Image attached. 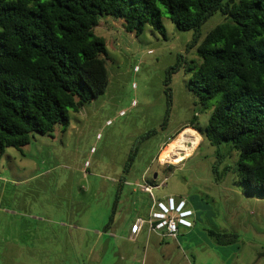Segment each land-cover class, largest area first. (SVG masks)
Returning a JSON list of instances; mask_svg holds the SVG:
<instances>
[{
  "label": "rangeland",
  "instance_id": "obj_1",
  "mask_svg": "<svg viewBox=\"0 0 264 264\" xmlns=\"http://www.w3.org/2000/svg\"><path fill=\"white\" fill-rule=\"evenodd\" d=\"M223 19L213 15L200 32ZM161 22L163 33L147 26L136 35L124 31L119 19L101 17L95 33L106 43L105 92L69 110L65 131L57 125L52 132L34 133L27 145L0 155V264H264V194L248 190L231 171L216 181L211 172L216 147L198 129L186 127L198 142L192 148V135L186 134L189 154L177 151L184 156L180 162L161 158L193 115L204 127L210 113L187 88L186 67L200 61L196 46H189L193 31L177 29L164 13ZM178 62L165 85L167 71ZM166 87L168 121L161 129ZM120 110L125 114L119 116ZM236 159L235 152H225L219 171ZM171 198L193 211L192 226L178 225L175 236L165 226L156 228L164 234L162 242L151 238L143 247L148 228L178 217L158 215L160 203ZM140 220L133 241L129 234ZM222 232L235 233L237 240L218 244L215 234Z\"/></svg>",
  "mask_w": 264,
  "mask_h": 264
},
{
  "label": "trees",
  "instance_id": "obj_2",
  "mask_svg": "<svg viewBox=\"0 0 264 264\" xmlns=\"http://www.w3.org/2000/svg\"><path fill=\"white\" fill-rule=\"evenodd\" d=\"M162 13L177 29L193 31L189 46H196L200 61L186 67L187 88L210 110L204 127L193 115L182 128L198 129L216 147V181L231 171L248 190L264 194V0H0V155L27 145L34 133L57 125L65 131L69 110L105 92L106 43L95 33L101 17L119 19L124 31L138 35L147 26L163 33ZM215 14L224 19L203 35L201 26ZM179 67H170L165 85ZM165 93L161 129L168 121V87ZM225 152L237 159L219 171ZM117 202L118 194L107 226ZM215 237L220 245L237 240L235 233Z\"/></svg>",
  "mask_w": 264,
  "mask_h": 264
},
{
  "label": "built area",
  "instance_id": "obj_3",
  "mask_svg": "<svg viewBox=\"0 0 264 264\" xmlns=\"http://www.w3.org/2000/svg\"><path fill=\"white\" fill-rule=\"evenodd\" d=\"M134 70H137V67H134ZM130 105L133 107L136 105V102L134 100L131 101ZM125 114L124 110H120L118 112L119 116H122ZM111 123L110 119H107L105 121L106 125H109ZM100 135L97 134V137H99ZM145 191L150 193L151 191V187H144ZM160 209H161V213H159V217L162 218L166 217V215L172 214V213H177L178 217L175 219L173 217L167 218L165 220L162 221V223L159 224V226H156L154 228H161L163 226L166 227V230L168 231V234L170 235H176V229L177 226L180 225L182 227H191L192 226V222L188 219L189 217H191L193 215V211L189 208L185 207V202L179 201V202H175V200L173 198H171L169 200V202L166 203V205H164L163 203H160ZM142 224V220H140L139 222H136L131 230L132 234H135L138 229L139 226Z\"/></svg>",
  "mask_w": 264,
  "mask_h": 264
},
{
  "label": "bare ground",
  "instance_id": "obj_4",
  "mask_svg": "<svg viewBox=\"0 0 264 264\" xmlns=\"http://www.w3.org/2000/svg\"><path fill=\"white\" fill-rule=\"evenodd\" d=\"M186 134H191L192 135V141H191V144H192V148H194V146H196L197 142H198V135L197 133L190 129V128H185L182 132H180L177 137L175 138L174 141H172L171 144H169L167 146L166 149L163 150V153H162V157L161 158H169L171 163H177V162H180L182 159H183V155L181 156L180 153H178L177 151H185V155L187 156L189 153V147L186 148L184 146V142L186 141ZM200 138V137H199ZM190 140V139H189ZM190 147V148H191ZM191 148V149H192ZM174 151V152H173ZM172 153V156H170L169 154Z\"/></svg>",
  "mask_w": 264,
  "mask_h": 264
},
{
  "label": "crops",
  "instance_id": "obj_5",
  "mask_svg": "<svg viewBox=\"0 0 264 264\" xmlns=\"http://www.w3.org/2000/svg\"><path fill=\"white\" fill-rule=\"evenodd\" d=\"M96 138H97V136H96ZM91 149H93V148H91ZM185 228H187V227H185ZM159 230L160 229H156V228H153V229L148 228L147 237L145 239L146 243L143 245V247H145V245L148 243L147 241H149L151 238H154L155 243H158V241L162 242V238H163L164 234H163V232H159ZM137 233H135L134 235L129 234L130 239L133 241H136L139 237V235H137ZM131 236H133V238ZM168 237H170V236H168Z\"/></svg>",
  "mask_w": 264,
  "mask_h": 264
},
{
  "label": "flooded vegetation",
  "instance_id": "obj_6",
  "mask_svg": "<svg viewBox=\"0 0 264 264\" xmlns=\"http://www.w3.org/2000/svg\"><path fill=\"white\" fill-rule=\"evenodd\" d=\"M163 221V219L162 220H160V222H162Z\"/></svg>",
  "mask_w": 264,
  "mask_h": 264
}]
</instances>
